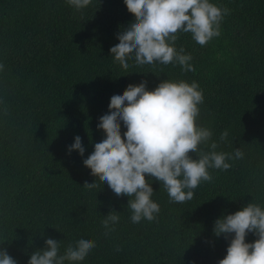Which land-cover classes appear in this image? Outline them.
<instances>
[{
    "label": "trees",
    "instance_id": "trees-1",
    "mask_svg": "<svg viewBox=\"0 0 264 264\" xmlns=\"http://www.w3.org/2000/svg\"><path fill=\"white\" fill-rule=\"evenodd\" d=\"M210 3L230 13L204 46L179 35L175 46L195 69L185 72L178 64L130 59L124 70L115 62L110 48L134 21L124 0H92L81 12L66 0H0V249L18 264L47 238L61 242L60 254L94 240L79 264H218L231 237H216L215 221L250 202L264 208V0ZM145 80L149 91L164 80L196 82L204 96L198 124L212 130L217 152L244 155L227 161V171L210 169L212 181L184 203L170 202L151 178L160 212L134 224L128 197L99 181L83 187L96 181L83 160L105 138L97 125L111 97ZM126 130L121 122L122 136ZM76 136L83 157L68 151ZM112 210L120 220L106 236L101 221ZM256 239L249 233L246 243Z\"/></svg>",
    "mask_w": 264,
    "mask_h": 264
},
{
    "label": "clouds",
    "instance_id": "clouds-1",
    "mask_svg": "<svg viewBox=\"0 0 264 264\" xmlns=\"http://www.w3.org/2000/svg\"><path fill=\"white\" fill-rule=\"evenodd\" d=\"M77 12L92 0H66ZM134 17L128 27L117 35L119 43L110 48L115 62L127 70L129 60L138 66L180 65L194 71L192 56L176 48L181 33H190L195 42L204 46L220 33L221 23L230 10L210 3V0H124ZM0 64V70H3ZM203 91L196 82L164 80L154 90H147V81L129 84L122 94L113 95L109 111L99 119V130L105 138L94 144V151L83 160L93 183H84L91 190L98 183L106 184L116 196L128 197L132 223L155 220L160 206L151 198L154 194L151 178L163 185L170 202L184 203L194 198V190L202 182H211L210 169L227 171V161L243 158L244 153L217 152L210 128L198 124L199 105ZM5 114H7L5 112ZM121 122L127 129L121 134ZM228 137L225 130L220 140ZM208 147L205 151L203 147ZM84 156L81 137L76 136L68 149ZM193 154L196 159H193ZM146 176L149 179L146 180ZM120 215L112 210L101 221L105 235L115 231ZM216 237H231L226 256L218 264H264V208L250 202L242 210L219 218L214 223ZM252 233L257 239L246 243ZM90 239L68 244L60 254L61 242L45 239V248L31 254L28 264H79L96 247ZM117 251H120L117 248ZM0 264H18L6 248L0 249Z\"/></svg>",
    "mask_w": 264,
    "mask_h": 264
}]
</instances>
